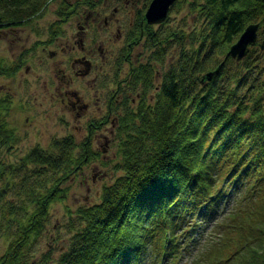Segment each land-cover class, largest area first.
Instances as JSON below:
<instances>
[{
    "label": "trees",
    "instance_id": "16d2710c",
    "mask_svg": "<svg viewBox=\"0 0 264 264\" xmlns=\"http://www.w3.org/2000/svg\"><path fill=\"white\" fill-rule=\"evenodd\" d=\"M50 1L0 0V29L28 24ZM69 4L61 1L60 16L72 14L64 12ZM171 10L183 16L170 26L169 16L157 29L139 20L130 27L128 41L146 40L130 77L142 101L125 103L131 111L126 106L115 135L114 168L122 174L99 202L76 208L74 232L56 260L51 252L37 258L35 240L52 204L66 198V183L100 153L89 136L69 134L8 162L21 134L9 125L11 96L0 99V264H140L148 254L180 264L186 232L227 197L232 208L198 264H264V50L257 44L241 61L227 56L251 23L264 40V0H180ZM57 30L58 21L49 27L52 36ZM21 64L0 62V76Z\"/></svg>",
    "mask_w": 264,
    "mask_h": 264
},
{
    "label": "rangeland",
    "instance_id": "374dc122",
    "mask_svg": "<svg viewBox=\"0 0 264 264\" xmlns=\"http://www.w3.org/2000/svg\"><path fill=\"white\" fill-rule=\"evenodd\" d=\"M61 1L63 0H51L44 12L28 24L14 26L13 29H0V62L2 65H12L13 62L20 61L21 58L23 60V64L12 76H0V99L12 97L9 98L13 102L11 106L12 114L10 110L11 115L8 120L21 133L20 142L15 148L6 153L7 161L11 163L19 161L29 147L37 144L48 147L54 137L72 134L79 141L84 140L87 131L84 128L80 130L81 126L90 121L91 118L96 119L95 114L99 116L104 113L100 110L98 104H95L97 107L93 105L96 102L95 86H100L99 81L104 77L95 75V73L89 76H81L78 71L83 68L84 63L76 62L75 59L82 55H85V59L90 61L98 58V62L105 66L103 69L109 68L114 58H116L115 54L120 51L123 45V41H119L116 34L118 23L114 20L111 30L107 32L103 30L99 33L94 32L92 44V39H86V36L79 32H82V30L76 25V19L70 20L73 24L69 22L68 18L71 15L69 14L64 18V21H58L60 30H57L52 36L49 27L57 21V11ZM125 1L122 0L123 5ZM108 2L110 3H108L109 10L107 14L111 15L112 8H115L113 3H118V1L108 0ZM146 3V0H137V2L134 0L127 6H129L128 9H131V7L135 10L141 9V12L145 14L149 8ZM70 4L72 5V3ZM127 6L124 9L126 12L121 11V14L116 17L121 19L123 15L125 23L132 24L133 15L136 12H129ZM169 13L170 22H167L169 26L180 21L183 16V12L176 10L169 11ZM137 16L136 22L139 20L146 27L148 22L139 15ZM166 21L167 19L161 23ZM59 34L62 36L61 39L56 43L50 42L56 35L60 36ZM145 38L146 36L143 39L146 40ZM143 39L140 41V47L135 49V53L143 50L141 48L144 43ZM260 40L262 39L260 38ZM38 41V45L45 43L44 50L37 51L36 48L33 50V46ZM129 42L132 45L134 41L130 40ZM82 46L85 47L84 50L81 49ZM132 46L134 47V45ZM104 50L108 51L106 63ZM50 51L54 54H51ZM170 60L171 57L167 62L170 63ZM95 79L97 83L94 84L93 88ZM135 87L138 88V85ZM156 88L155 85L150 93H154L157 90ZM66 90L76 91L83 101L92 102L91 108L89 107L88 111H85L81 116L76 115L72 107L67 106L62 101L61 93L64 94ZM101 90L103 89H99V92ZM103 91L106 93L108 90L104 88ZM5 94L8 96H5ZM141 101L138 100L133 104L135 108L138 107ZM103 102L104 100H102L101 105H104ZM126 106L130 112V106ZM113 111L116 114L119 110L113 109ZM124 112H126V109ZM92 114L93 116H91ZM118 125H120V121ZM108 130L104 127L98 131V134H104ZM101 140V144L105 147L104 138H101ZM95 150L100 153V159L103 161H91L88 165L85 164L66 183L65 186H69L66 198L52 204L47 229L40 238L35 240L33 247L37 258L44 252H51L52 258L56 260L74 232H72L74 229L72 216H75L74 211L76 208L81 205L88 206L99 202L103 187L112 183L122 174L121 171L114 168L116 160L111 161L112 158H115L114 147L108 146L105 153L102 152V147ZM232 203V197L225 198L202 226H199L197 222L192 224L183 238L185 241L182 243L179 254L180 264H198L201 261L200 258L203 253L201 248L210 240V236L216 237L219 234L220 230L216 227V222L227 214L232 208ZM234 239L237 240L238 237L234 235ZM3 246L4 241L0 239V253L3 251ZM240 255L245 257L244 252ZM153 259L148 254L140 264H162ZM206 264L210 263L207 262Z\"/></svg>",
    "mask_w": 264,
    "mask_h": 264
},
{
    "label": "flooded vegetation",
    "instance_id": "af4514ba",
    "mask_svg": "<svg viewBox=\"0 0 264 264\" xmlns=\"http://www.w3.org/2000/svg\"><path fill=\"white\" fill-rule=\"evenodd\" d=\"M118 3L114 4V9L112 8V11L110 12L111 15L107 14L109 8H108V0H92V1H84V0H73V1H67L71 5V8L64 12H70L72 13L70 17L68 18L69 22L73 24L72 19H76V25L79 29L82 30L79 31L80 33H83L86 36V39H92V44L94 41L93 33H99L101 30L103 31H109L111 30L114 20L117 21L116 26V34L118 35V40L123 41L122 48L119 52H117L116 58H114V61L110 64L109 68L103 69L105 66L102 63L98 62L97 59H92V61L85 59V55L77 57L75 60L76 62H83V68L79 69V74L81 76H89L95 73V75L103 76L104 78L99 81L100 86H95L94 84L97 83L96 79L93 83V88L95 86L96 89L94 91L96 92V102L93 104L92 102H85L82 100L80 95H77L76 91L66 90V92L62 96V101L68 105H70L73 109V112H75L76 115L81 116L85 111H88V108H91V105L97 107L98 104L101 111H103V115H97L95 114V118H91L90 121H87L84 125L81 126V129H86L87 136H89L88 141L92 140L93 146L95 145V149H99L102 147V152L105 153L108 146L115 148V135L117 133V129L119 128L118 122L120 121L121 117L123 116V112L126 109V104H135L138 100L141 98V90L139 88L135 87L134 81L132 78L133 70L135 67L140 65V62L144 59V54L141 52L135 53V49L140 47V44H132L131 46L130 42L128 41V38L130 35H134V33L131 31L130 27L134 25V22H136V19L138 18L137 15L142 16L141 9L135 10L131 7V9H128L129 6L127 4L132 3L134 0H126L125 4H122V0H117ZM137 2V0H136ZM60 6V4H59ZM127 6V9L129 12H136L133 15V22L132 24H126L125 23V17L119 19L120 17H116L121 14V11L126 12L124 9ZM59 8V7H58ZM123 8V9H122ZM123 12V13H124ZM57 21H64V18L66 16H60L57 11ZM129 17V16H128ZM66 22L67 24L69 23ZM162 25H166L165 22L158 24V25H152L154 29L160 28ZM60 36L56 35L53 39H51L52 43H56L59 39L62 38L61 34ZM90 35V36H89ZM49 36V35H48ZM95 44V43H94ZM40 47V48H39ZM44 50L45 49V43H40L36 50ZM81 49H85L84 46L81 47ZM102 49V48H101ZM108 51L104 50V56H105V63H106V54ZM50 53L54 54V52L50 51ZM103 54V53H102ZM94 55V54H93ZM95 56V55H94ZM103 56V57H104ZM84 59V61H82ZM121 61V62H120ZM161 78V73L159 70L155 73V81H159ZM158 83V82H157ZM158 85V84H157ZM156 85V86H157ZM104 88H106L108 93H104ZM99 89H103L99 92ZM121 93L122 96H121ZM152 96L154 93H150ZM5 96H8L5 94ZM60 96V97H61ZM12 98V97H11ZM102 100H104V105H101ZM12 101L10 103V110L12 114ZM117 103V104H115ZM113 109H116L118 111L115 114V111ZM78 110V111H76ZM121 110V111H120ZM92 113V112H91ZM95 113V112H94ZM9 114V116L11 115ZM8 116V118H9ZM33 116V114H32ZM93 116V114L91 115ZM89 117V116H88ZM87 117V118H88ZM111 117V118H110ZM9 121V120H8ZM9 125L14 127L16 131V126L13 125L9 121ZM109 129L104 134H98V131H100L102 128ZM108 132V133H107ZM21 134V133H20ZM101 138H104L105 147L101 144ZM96 153H99L98 151H95ZM115 154V151H114ZM116 157V154L114 155ZM113 159V158H112ZM115 159V158H114ZM102 161L100 159V156L97 157L94 162Z\"/></svg>",
    "mask_w": 264,
    "mask_h": 264
},
{
    "label": "water",
    "instance_id": "95a60500",
    "mask_svg": "<svg viewBox=\"0 0 264 264\" xmlns=\"http://www.w3.org/2000/svg\"><path fill=\"white\" fill-rule=\"evenodd\" d=\"M175 1L177 0H152L145 14L147 22L149 24L163 22ZM258 27L257 23L249 24L237 42L231 46L227 55L236 60H242L250 51V47L255 45L258 40ZM261 46L264 48V41ZM212 75L213 72H210L207 75L208 79H211Z\"/></svg>",
    "mask_w": 264,
    "mask_h": 264
}]
</instances>
